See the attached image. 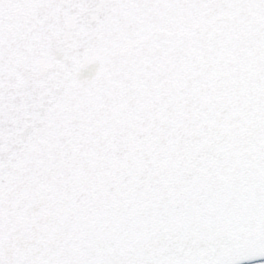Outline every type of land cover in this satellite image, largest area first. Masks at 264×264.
<instances>
[{"label":"snow or ice","instance_id":"6c2138e0","mask_svg":"<svg viewBox=\"0 0 264 264\" xmlns=\"http://www.w3.org/2000/svg\"><path fill=\"white\" fill-rule=\"evenodd\" d=\"M264 264V0H0V264Z\"/></svg>","mask_w":264,"mask_h":264}]
</instances>
